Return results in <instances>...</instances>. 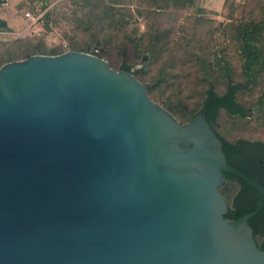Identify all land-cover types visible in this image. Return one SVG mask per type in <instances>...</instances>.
Wrapping results in <instances>:
<instances>
[{
    "label": "water",
    "instance_id": "1",
    "mask_svg": "<svg viewBox=\"0 0 264 264\" xmlns=\"http://www.w3.org/2000/svg\"><path fill=\"white\" fill-rule=\"evenodd\" d=\"M222 172L258 194L233 222ZM263 200L203 112L180 125L103 59L0 66V264H264L247 224Z\"/></svg>",
    "mask_w": 264,
    "mask_h": 264
},
{
    "label": "trees",
    "instance_id": "2",
    "mask_svg": "<svg viewBox=\"0 0 264 264\" xmlns=\"http://www.w3.org/2000/svg\"><path fill=\"white\" fill-rule=\"evenodd\" d=\"M134 1L135 15L144 19L141 31L128 8ZM197 1L72 0L74 31L63 45L47 48L41 36L24 37L0 66L66 51L99 57L112 70L130 73L142 83L149 99L180 125L203 112L226 164L264 188V139L245 137L264 133V7L259 12L246 9L251 1L264 0H240L237 17L204 34L205 18ZM233 2L225 0L228 7ZM188 9L180 19L170 16ZM163 14L170 16L165 22L160 20ZM53 15L46 11L40 17L44 28L54 22ZM4 26L0 20V30ZM135 66L139 68L131 72ZM221 124H228L226 133L243 136L226 138L217 129ZM222 178L217 192L227 208L223 218L233 222L255 209L258 194L237 176L222 172ZM247 224L256 248L264 250V200Z\"/></svg>",
    "mask_w": 264,
    "mask_h": 264
},
{
    "label": "rangeland",
    "instance_id": "3",
    "mask_svg": "<svg viewBox=\"0 0 264 264\" xmlns=\"http://www.w3.org/2000/svg\"><path fill=\"white\" fill-rule=\"evenodd\" d=\"M43 5L44 8L40 9ZM202 9L205 23L203 28L201 27L200 34H204L206 29L217 26L218 23L228 22L229 18H235L239 15V9L242 7L240 0H234V2L228 7L225 4V0H198L196 3ZM134 6H138L137 3L128 5V8L132 11V22L138 26L139 30L143 29L144 19L137 17L134 13ZM259 6L264 7V2H253L251 1L246 6V9L253 8L259 12ZM245 7V5H244ZM31 8V9H30ZM31 10L35 14L37 20L35 22L27 21L24 17L25 10ZM74 5L72 0H0V20L4 22V28L0 30V63L4 62L9 53H11L23 40L24 37L30 36H41L45 46L51 48L58 45H63L66 42V38L70 37L74 31L73 21L71 20L72 11ZM46 11H51L54 15V22L49 25L48 28H44L40 18ZM191 9L182 11L176 14L170 15L176 19H180L181 14L189 13ZM257 14V13H256ZM259 14V13H258ZM163 14L160 20L165 22L169 17ZM77 37V36H76ZM230 61L234 68L237 69L236 57L231 48H229ZM139 66H135L132 72L138 69ZM131 69V70H132ZM247 99V98H246ZM250 125L254 126L252 120ZM228 124H221L217 126L219 133L224 135L226 138L242 137L243 135H236L233 133H226L224 130ZM229 131V128L226 129ZM245 137H256L264 139V133L245 135Z\"/></svg>",
    "mask_w": 264,
    "mask_h": 264
},
{
    "label": "built area",
    "instance_id": "4",
    "mask_svg": "<svg viewBox=\"0 0 264 264\" xmlns=\"http://www.w3.org/2000/svg\"><path fill=\"white\" fill-rule=\"evenodd\" d=\"M34 16L35 14L31 10L27 9L24 11V17L27 19V21L35 22L37 17L35 18ZM38 18L40 17L38 16Z\"/></svg>",
    "mask_w": 264,
    "mask_h": 264
}]
</instances>
